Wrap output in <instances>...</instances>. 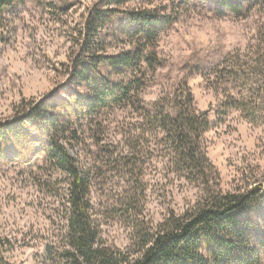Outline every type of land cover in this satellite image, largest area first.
Here are the masks:
<instances>
[{
	"label": "rangeland",
	"instance_id": "rangeland-1",
	"mask_svg": "<svg viewBox=\"0 0 264 264\" xmlns=\"http://www.w3.org/2000/svg\"><path fill=\"white\" fill-rule=\"evenodd\" d=\"M228 1L239 10L224 0H18L1 13L0 124L36 105L50 110L68 152L88 171L92 216L116 252L135 253L138 226L181 214L201 194L170 162L172 147L151 109L166 100L175 112L185 84L207 113L201 147L221 189L264 183V0ZM145 11L163 18L148 43L154 55H141L129 97L92 108L96 80L108 88L127 81L116 57L132 48L131 17ZM52 132L49 121H29L0 149V234L12 240L14 264H67L60 247L69 178L48 162ZM240 216L255 264H264V203Z\"/></svg>",
	"mask_w": 264,
	"mask_h": 264
},
{
	"label": "trees",
	"instance_id": "trees-1",
	"mask_svg": "<svg viewBox=\"0 0 264 264\" xmlns=\"http://www.w3.org/2000/svg\"><path fill=\"white\" fill-rule=\"evenodd\" d=\"M17 1L0 0L1 23L3 10ZM115 1L121 3L122 0ZM233 2L224 0L231 11L237 12L240 6ZM99 16L102 19V15ZM98 17L91 19L88 27L91 23L97 24L94 20ZM131 20L132 48L118 54L115 61L117 67L126 71L128 79L115 88H108L99 79L96 80L98 95L90 105L92 108L104 107L111 101L129 97L132 94L130 86L140 80L136 74L137 68L144 62L141 55L155 53L148 43L156 41L163 18L145 11L134 15ZM181 95L175 112L165 108L166 100L151 104V109L161 123L165 135L163 140L172 147L170 162L176 171L185 172L190 182L198 183L201 194L181 214L170 211L162 222L153 227L138 226V250L133 254L116 252L103 243L99 223L92 216L88 171L80 168L77 159L68 152L60 137L59 121L48 118L51 115L49 109L36 105L22 117L0 124V149L11 135L18 133L29 121H49L53 129L48 162L69 178L63 234L67 243L60 247V257L67 264L257 263L256 250L249 243V224L240 214L255 202L264 203V183L244 191L221 189L220 173L201 147V138L209 127L207 113L197 111L194 95L187 84L183 86ZM13 248L12 240L0 234V264H14L8 256ZM50 253L51 246H47V255Z\"/></svg>",
	"mask_w": 264,
	"mask_h": 264
}]
</instances>
